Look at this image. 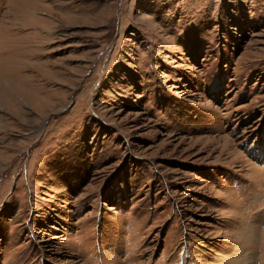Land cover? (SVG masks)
I'll return each mask as SVG.
<instances>
[{"label":"rangeland","instance_id":"374dc122","mask_svg":"<svg viewBox=\"0 0 264 264\" xmlns=\"http://www.w3.org/2000/svg\"><path fill=\"white\" fill-rule=\"evenodd\" d=\"M180 261L264 264V0H0V264Z\"/></svg>","mask_w":264,"mask_h":264},{"label":"bare ground","instance_id":"6f19581e","mask_svg":"<svg viewBox=\"0 0 264 264\" xmlns=\"http://www.w3.org/2000/svg\"><path fill=\"white\" fill-rule=\"evenodd\" d=\"M40 35V34H39Z\"/></svg>","mask_w":264,"mask_h":264}]
</instances>
